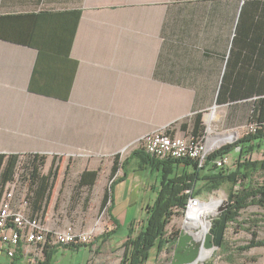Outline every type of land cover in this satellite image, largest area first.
<instances>
[{
    "label": "crops",
    "instance_id": "0c3cea01",
    "mask_svg": "<svg viewBox=\"0 0 264 264\" xmlns=\"http://www.w3.org/2000/svg\"><path fill=\"white\" fill-rule=\"evenodd\" d=\"M243 2L0 0V153L77 156L79 175L103 162L110 177L117 153L170 124L185 134L180 123L197 112L209 144L233 142L252 102L220 103L218 93L252 90L251 62L264 60V31L254 32L253 8L244 15ZM116 177V232L105 237L124 243L156 199L160 176L133 159ZM125 199L139 202L143 216L122 233L116 201ZM50 210L45 223L62 228ZM45 248L23 242L11 264H28Z\"/></svg>",
    "mask_w": 264,
    "mask_h": 264
},
{
    "label": "trees",
    "instance_id": "16d2710c",
    "mask_svg": "<svg viewBox=\"0 0 264 264\" xmlns=\"http://www.w3.org/2000/svg\"><path fill=\"white\" fill-rule=\"evenodd\" d=\"M253 8L252 19L255 22V33L258 35L264 31V0H244L243 14L245 15L246 7ZM243 15V19H244ZM264 37V34H261ZM254 69L258 74L252 75L249 91H220L218 101H250L252 110L250 112L248 123H262L264 121V60L252 61ZM174 124L168 125L167 131L172 135L175 134ZM180 129L186 131L188 135L200 138L205 135V123L202 112L193 114L191 120H184L180 123ZM238 149V157L233 168L226 166L219 167L216 163L217 157L228 155L233 148ZM263 151V157L251 159L255 151ZM29 153V152H27ZM24 153H0V199L4 194L8 183L15 181L16 171L21 161V155ZM24 171L29 174L30 182L27 195L30 203L31 215L41 214L45 218L47 213L48 201L51 197V191L54 186L58 167H55V158L53 164L45 173L43 170L47 157L44 153H29ZM34 160V158H36ZM133 159H138L141 166L145 163L155 168L160 176V186L157 197L146 206V217L141 222L140 228H131L127 239L123 243V254L119 264H145L152 255V249L157 253L165 249L168 243L178 240L172 233L169 235L168 224L174 214L185 209L191 197L201 191L212 193L219 190L227 184L228 205L224 210L227 216L226 222H236L240 211L248 205H258L264 208V178L256 180V174H264V131L251 134H244L237 141H233L216 148L207 157L203 164L193 159H158L151 155L142 147L134 148L126 157L117 153L113 158V165L110 172L111 183L104 192L102 207L114 201V186L118 181L116 173L118 169L123 168L126 173L127 166ZM84 169L79 175V187H93L97 184L100 170ZM202 181L203 186L196 188L197 184ZM112 208V206L110 205ZM219 222L212 227L211 232H215ZM226 228V227H225ZM110 235V234H109ZM253 238L249 243L239 246L240 250L250 249L252 247L264 246V238H257L258 233L253 231ZM177 243V242H176ZM224 240L220 248L225 249ZM80 246L85 244H67ZM21 253V249L19 248ZM55 249L47 245L44 249L45 259H39L35 264H52L54 262ZM19 258L16 256L15 260Z\"/></svg>",
    "mask_w": 264,
    "mask_h": 264
},
{
    "label": "rangeland",
    "instance_id": "374dc122",
    "mask_svg": "<svg viewBox=\"0 0 264 264\" xmlns=\"http://www.w3.org/2000/svg\"><path fill=\"white\" fill-rule=\"evenodd\" d=\"M186 134L188 133L180 135L184 136ZM243 135V132L238 133L233 138V141H237ZM136 147L138 145L135 144L125 150L123 149L121 156H127ZM237 150L234 147L228 156L230 161L229 167L231 168L235 166L238 157ZM45 156L47 160L43 170L52 166L54 158L55 167L59 166L51 191V197L48 201L49 208H51L48 217L54 223L59 224L60 227L72 224L78 232L89 229L94 231L92 241L85 245H53L55 252L52 264H119L123 254V242L106 239V237L110 236L109 234L116 232V229L110 230V228L117 221L111 217L110 204L105 207L101 205L106 187L111 183L108 173L106 171L103 172L106 164L100 163L101 174L97 184L93 187H79V172L84 168L82 167L83 163L81 160H77L80 159L79 157L74 156L68 160H62L61 156L54 155L48 160V155ZM31 157L33 156H30L29 153L21 155L15 181L7 185L8 189L12 186L14 188L15 202H18L20 198L27 194L30 178L29 174L24 171V166H26L28 159ZM261 157H263V151H257L254 158ZM106 167L108 168V164ZM263 178L264 174L255 175L256 180ZM229 188L230 184H227L219 190H214L212 193L206 192L202 196V201L211 202L212 199H216L218 201L216 206L220 209L225 204V201H228ZM130 206L131 203L127 199L116 201V208L119 211L118 213L121 214L119 219L122 233L130 230L132 223L143 216L141 212L142 207H140L139 202L132 207ZM126 207L130 209L129 212H127L128 209ZM184 218H186L185 209L174 214L167 226L169 235L176 233L174 234L175 237L180 236L183 227L186 226ZM207 218L211 222L208 229L211 232L216 221L219 222V211L210 212ZM137 223L140 226L141 221H137ZM188 230L190 232L201 231L204 233L205 228L199 224V226L189 227ZM253 231L258 233L257 238H264V208L258 205H248L240 211L236 222H226L225 234L222 238L225 242V249L217 248L213 252V255L198 264H264V246L252 247L245 250L239 249V246L250 242L254 236ZM176 242L168 243V246L160 250L159 253L155 249H152V255L145 264H172L177 245ZM208 253V251L204 252L205 255H208ZM39 259L44 260L45 255L41 253L31 257L28 264H35ZM12 261L13 258L0 248V264H11Z\"/></svg>",
    "mask_w": 264,
    "mask_h": 264
},
{
    "label": "built area",
    "instance_id": "2783aa9c",
    "mask_svg": "<svg viewBox=\"0 0 264 264\" xmlns=\"http://www.w3.org/2000/svg\"><path fill=\"white\" fill-rule=\"evenodd\" d=\"M167 127L147 133L143 138L135 142L138 147H142L156 156L158 159H193L203 164L207 157L221 145L209 144V136L203 135L195 138L192 135H172L167 131ZM259 130L264 131V121L260 124H247L239 129V133L254 134ZM229 155L217 157L216 163L219 167L225 166L229 162ZM13 186L6 189L4 196L0 199V248L5 250L11 258H14L23 244L47 245H67V244H87L93 239V230L77 231L72 224H67L62 228L51 229L45 223L41 214L31 215L30 203L26 194L19 199L18 205L15 202ZM201 203L200 198L191 197L186 203L184 218L185 223L190 221L192 213Z\"/></svg>",
    "mask_w": 264,
    "mask_h": 264
},
{
    "label": "water",
    "instance_id": "95a60500",
    "mask_svg": "<svg viewBox=\"0 0 264 264\" xmlns=\"http://www.w3.org/2000/svg\"><path fill=\"white\" fill-rule=\"evenodd\" d=\"M228 204V201H225V204L219 209V226L215 232L206 231L204 234L195 235L194 231L190 232L188 230L189 227H183L176 243L172 264H197L221 246L227 219L224 210ZM205 250L212 251L210 255H205Z\"/></svg>",
    "mask_w": 264,
    "mask_h": 264
},
{
    "label": "bare ground",
    "instance_id": "6f19581e",
    "mask_svg": "<svg viewBox=\"0 0 264 264\" xmlns=\"http://www.w3.org/2000/svg\"><path fill=\"white\" fill-rule=\"evenodd\" d=\"M216 203H218V201L216 199H212L211 202L209 203H201L196 210L192 213L190 221H188L186 223V227H194V226H199V224H201L205 230L204 233L206 231H208L209 226H210V221L208 220V214L210 212H218L219 208H217ZM203 233V234H204ZM194 234H202V232H194ZM208 251V255H210L212 250H205Z\"/></svg>",
    "mask_w": 264,
    "mask_h": 264
},
{
    "label": "flooded vegetation",
    "instance_id": "af4514ba",
    "mask_svg": "<svg viewBox=\"0 0 264 264\" xmlns=\"http://www.w3.org/2000/svg\"><path fill=\"white\" fill-rule=\"evenodd\" d=\"M216 250H217V249H216ZM213 252H214V251H213ZM213 252H212L211 255H213ZM211 255H210V256H211ZM210 256H208L207 258H209ZM207 258H205L203 261H205ZM203 261H201V262L199 261L198 263H202ZM198 263H197V264H198Z\"/></svg>",
    "mask_w": 264,
    "mask_h": 264
}]
</instances>
